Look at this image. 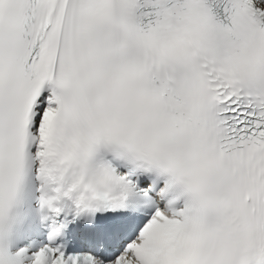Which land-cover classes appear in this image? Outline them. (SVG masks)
Returning <instances> with one entry per match:
<instances>
[{"label":"snow or ice","instance_id":"6c2138e0","mask_svg":"<svg viewBox=\"0 0 264 264\" xmlns=\"http://www.w3.org/2000/svg\"><path fill=\"white\" fill-rule=\"evenodd\" d=\"M0 264H264V0H0Z\"/></svg>","mask_w":264,"mask_h":264}]
</instances>
